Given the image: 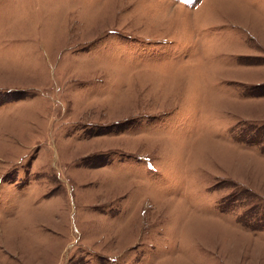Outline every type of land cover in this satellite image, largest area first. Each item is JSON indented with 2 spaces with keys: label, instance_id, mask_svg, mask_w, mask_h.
Here are the masks:
<instances>
[{
  "label": "rangeland",
  "instance_id": "obj_1",
  "mask_svg": "<svg viewBox=\"0 0 264 264\" xmlns=\"http://www.w3.org/2000/svg\"><path fill=\"white\" fill-rule=\"evenodd\" d=\"M0 264H264V0H0Z\"/></svg>",
  "mask_w": 264,
  "mask_h": 264
}]
</instances>
